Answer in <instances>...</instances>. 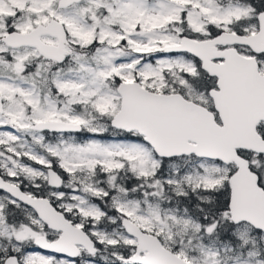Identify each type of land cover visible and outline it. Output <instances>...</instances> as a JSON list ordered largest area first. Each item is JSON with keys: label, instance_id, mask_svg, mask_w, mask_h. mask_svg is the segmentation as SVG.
Wrapping results in <instances>:
<instances>
[{"label": "snow or ice", "instance_id": "1", "mask_svg": "<svg viewBox=\"0 0 264 264\" xmlns=\"http://www.w3.org/2000/svg\"><path fill=\"white\" fill-rule=\"evenodd\" d=\"M0 264H264V0H0Z\"/></svg>", "mask_w": 264, "mask_h": 264}]
</instances>
